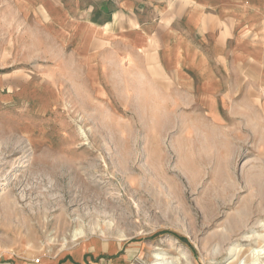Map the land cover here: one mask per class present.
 I'll use <instances>...</instances> for the list:
<instances>
[{
  "label": "rangeland",
  "instance_id": "rangeland-1",
  "mask_svg": "<svg viewBox=\"0 0 264 264\" xmlns=\"http://www.w3.org/2000/svg\"><path fill=\"white\" fill-rule=\"evenodd\" d=\"M118 8L0 0V264H264V83Z\"/></svg>",
  "mask_w": 264,
  "mask_h": 264
},
{
  "label": "crops",
  "instance_id": "crops-1",
  "mask_svg": "<svg viewBox=\"0 0 264 264\" xmlns=\"http://www.w3.org/2000/svg\"><path fill=\"white\" fill-rule=\"evenodd\" d=\"M116 12L120 18L136 19V26L129 28L131 34H158L160 44L167 41V52L162 53L163 47H157V61L163 71L177 77L179 82L194 81L188 77L192 72L185 64L186 59L192 58V51L196 52L194 60L206 61L207 56L212 57L209 52L212 43L221 44L223 51L232 43L236 54L238 50L242 52L235 56L240 59H233L235 63L248 59L247 64H241L245 66L239 71L242 75L239 80L244 77L249 84L264 83V0H119ZM148 19L154 21V26L145 23ZM146 28L153 29L147 33ZM149 39L146 38L148 45ZM182 44L190 53L182 49ZM172 50L176 51L175 56L171 55ZM226 56L222 53L217 59ZM220 62L226 63L221 59ZM210 77L209 81H202L221 82L216 74Z\"/></svg>",
  "mask_w": 264,
  "mask_h": 264
},
{
  "label": "bare ground",
  "instance_id": "bare-ground-1",
  "mask_svg": "<svg viewBox=\"0 0 264 264\" xmlns=\"http://www.w3.org/2000/svg\"><path fill=\"white\" fill-rule=\"evenodd\" d=\"M97 199V198H96ZM94 203V202H93ZM95 204V203H94ZM99 205V204H98ZM74 224V223H73ZM69 235V234H68ZM83 235V231L80 228L75 229L72 234L71 237L73 240L78 239L79 237H81ZM246 240L248 241V237L246 238ZM245 240V241H246ZM66 243V242H65ZM255 252V251H254ZM256 253V252H255ZM261 255V254H260ZM164 258V257H163Z\"/></svg>",
  "mask_w": 264,
  "mask_h": 264
}]
</instances>
